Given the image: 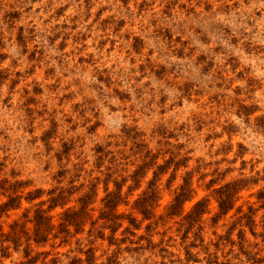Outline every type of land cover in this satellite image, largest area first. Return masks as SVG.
Segmentation results:
<instances>
[{
  "label": "rangeland",
  "instance_id": "374dc122",
  "mask_svg": "<svg viewBox=\"0 0 264 264\" xmlns=\"http://www.w3.org/2000/svg\"><path fill=\"white\" fill-rule=\"evenodd\" d=\"M35 2L0 0V97L10 98L9 101L0 100V151L6 153L0 159V180L23 183L18 189L23 196L21 206L3 215L0 219L2 231L8 232L9 225L21 217L26 208L48 200V193L54 188L69 191V202L49 212L56 227L66 208L80 207L78 199L81 196L89 193L91 203L79 231L72 226L65 238H54L57 230L54 229L46 243L31 245L29 257L24 256V246L19 249L11 246L7 256H2L0 251V264H28L30 257H37L35 264H120L117 256L125 241L129 248L139 253L135 257L137 261L144 256L140 264H264V198L260 197L264 193V139H261L264 137V84L248 80L246 74V85L235 95L215 93L221 97L219 102L212 98V92L199 96L193 89L192 95L203 105L194 114L195 119L185 117L180 109L171 116H160L156 111L151 117L130 112L129 126L138 124L149 132L148 135L138 128L112 137L109 146L101 130L95 142L104 144L103 152L95 151L92 144L82 149L77 139L69 135L67 141L73 151L62 161L56 160L43 147L33 144V139L49 127L47 120L52 113L45 118L37 113L43 103L52 102L50 85L56 75V66L50 65V60L59 61V57L54 56L57 50L51 49V36L46 37L45 30L36 22L32 10ZM77 3L78 0H68L71 7L64 5L68 11L59 16L56 13L61 6L59 0L55 3L48 0L49 20L76 23ZM92 6L93 0H83L81 5ZM141 7L145 18L130 19L121 31L142 39L144 52L147 46L156 44L160 54L153 58L154 67L170 64L179 71L183 66L172 57L179 58L181 52L201 66L208 63L198 60L202 53L209 59L218 58V66L221 61L234 66L236 53H240L239 59L245 62L264 59V18L259 12L246 11L251 7V0H143ZM153 13L158 14L155 31L150 19ZM242 16L249 17L246 23L252 28L251 32L241 27ZM109 21L104 25L109 31L118 27L119 18L109 16ZM47 31L55 34L56 28L49 25ZM164 31L181 35L188 44L185 45L183 39L169 43L161 35ZM66 35L72 33L69 31ZM79 36L77 33L73 41L68 42L70 48ZM45 38L49 39V45L43 43ZM193 44L197 46L195 51L191 47ZM153 79L160 84L165 80L173 81L175 75L168 70L162 78L153 76ZM176 83H183V80ZM41 87L47 89L44 95L33 91ZM150 91L146 86L136 87L137 96ZM151 94L153 97L159 95L158 92ZM30 97L35 98L34 104L27 103ZM233 113L242 118L243 126L231 120ZM182 119L186 120L183 131L180 128ZM197 124L203 129L197 130ZM30 128L35 129L31 136L28 134ZM165 129L174 131L176 138L161 135ZM65 135L61 125L59 139L54 136L51 141L56 152L61 151ZM208 136L210 140L206 139ZM10 148L15 150L11 159L7 155ZM22 148L23 153L17 157L15 153ZM82 151L91 160L87 168L82 162L74 163L73 158L80 159ZM45 164L48 165L46 171ZM239 179L244 180L239 183L232 207L220 215L219 189ZM185 180L190 183L189 197L171 214L173 209L169 207ZM151 181H155L157 187L153 197L148 188ZM94 186L95 193H92ZM118 189L121 201L114 213L119 218L111 225L103 218L102 199L108 192ZM35 190H41L42 195L29 202L26 196ZM141 198L148 208L149 219H143L136 208L135 202ZM4 201L6 198L0 195V203ZM198 201L203 202L201 217H188ZM48 205L47 202L44 208ZM129 217L136 219V226L130 225ZM112 227L116 228L114 234Z\"/></svg>",
  "mask_w": 264,
  "mask_h": 264
},
{
  "label": "clouds",
  "instance_id": "9594fccd",
  "mask_svg": "<svg viewBox=\"0 0 264 264\" xmlns=\"http://www.w3.org/2000/svg\"><path fill=\"white\" fill-rule=\"evenodd\" d=\"M55 2L56 0H53V3ZM59 2L61 6L56 9V13L63 16L71 5L68 4V0H59ZM142 3L143 0H93V6L85 8L81 7L83 0H78V11L74 14L76 23L71 25L49 20L48 0H36L33 4L32 10L36 15V22L41 29L45 30L46 37L51 36V49H56L54 56L59 57V61L56 58L50 60V65L56 66V75L50 85L53 90L52 102L43 103L37 113L41 118L48 117L49 112L52 113L47 120L49 127L38 138L33 139V144L38 148L43 147L50 155H54L56 160L62 161L73 151V146L67 141L69 135L77 139L82 149L87 144H92L97 152L104 151V144L95 142L96 135L101 130L109 140V146L112 137L138 128L144 135H148L149 132L138 124L129 126L130 112L151 117L153 111H156L160 116H171L175 114L176 109H180L185 117L192 116L195 119L194 114L203 105L196 96L192 95L193 89L199 96L212 92V98L219 102L221 97L216 96L215 93L235 95L239 88L246 85L247 81L244 79L246 74L248 80H257L264 84V59H249L245 62L239 59L240 53L235 54L234 58L237 62L234 66L224 61H221L218 66V58L209 59L208 55L203 53L199 55L198 60H207L208 63L201 66L199 63L191 62V58L181 52L179 58L172 57L173 61L179 60L183 66L179 71L170 64L154 67L153 58L160 54L156 44L147 46V51L144 52L145 45L142 39L121 31L130 19L139 21L145 18ZM246 11L259 12L264 18V0H251V7ZM109 16L119 18L118 27L111 31L104 27L110 23ZM248 18V16H242L244 22L241 27L251 32L252 28L246 23ZM150 19L152 30L155 31L158 14L153 13ZM46 21L49 23H45ZM49 25L56 28L55 34L47 31ZM69 31L72 35H66ZM77 33H80V36L70 48L68 42L73 41ZM161 35L165 36L169 43L183 39L184 44H188L186 38H182L179 34L173 35L171 31H164ZM43 43L49 45V39L45 38ZM191 47L195 51L197 46L193 44ZM218 48L219 46L217 50ZM32 55L35 56L36 53L33 52ZM226 64L229 66H225ZM168 70L175 75L173 81L165 80L158 84L153 79V76L162 78L163 73ZM179 80H183V83H176ZM138 86H146L151 91L137 96L136 87ZM33 91L44 95L47 89L41 87ZM151 92H158L159 95L153 97ZM0 100L9 101L10 98L5 96L0 97ZM124 101H127V105H124ZM27 103L34 104L35 98L30 97ZM230 118L237 125L243 126V120L239 115L233 113ZM136 119L139 120L140 117ZM185 122L184 119L180 121L182 131ZM61 125L66 133L65 141L61 145V151L56 152L51 141L54 136L59 139ZM196 127L197 130L203 129L200 124ZM34 131L35 129H28L29 136ZM163 134H167L170 139L176 138L175 132L168 129L162 131L161 135ZM206 139L210 140L211 136ZM180 143H183V138ZM23 151L22 148L21 152L15 155L19 157ZM14 152V149H9L7 155L10 159ZM5 155L6 153L0 151V159H3ZM73 159L74 163L82 162L84 168L91 163L83 151L80 159ZM47 168L48 165L45 164V171ZM61 171L58 169V172ZM208 179L211 181L212 177ZM122 230L121 228L120 231ZM120 252L121 254L117 256L120 264H140V261L144 259V256H140V261L135 259L139 253L134 248H129L127 241L121 245Z\"/></svg>",
  "mask_w": 264,
  "mask_h": 264
},
{
  "label": "trees",
  "instance_id": "16d2710c",
  "mask_svg": "<svg viewBox=\"0 0 264 264\" xmlns=\"http://www.w3.org/2000/svg\"><path fill=\"white\" fill-rule=\"evenodd\" d=\"M243 180L244 179H239L233 183H228L223 188L219 189L218 203L220 215L226 213L228 209L232 207L234 195L238 191L239 183L243 182ZM22 184V182L10 184L7 179L0 180V195L6 198V201L0 203V219L3 215L7 214L8 211L18 209L21 206V199L23 196L22 194H19L18 189L19 187H22ZM148 188L150 189V196L153 197L157 192L155 181H151ZM91 191L92 193H95V186ZM190 192V183L185 180L179 187V192L176 194L169 207L173 209L171 210V214L175 213L174 209L177 206L183 204L187 197H189L187 195ZM223 192H226L225 196L223 195ZM48 194L50 195L48 200H41L33 206L26 208L21 217L17 218L9 225L8 232L4 233L2 231L3 227L0 223V251L2 256L9 255L7 251L11 246L14 249H19L21 246H24V256L29 257L31 245H41L46 243L54 229H57L56 233L53 235L54 238H65L70 232V227H76V230L79 231L78 228L84 225V220L87 216V208L91 203V195L89 193L78 199V202L80 203V207L78 209L75 206L68 207L61 213L60 223L57 227L52 224V216L49 215V212L57 206H61L63 208L69 202V191L64 188H54L50 190ZM41 195V190H35L34 192H28L26 199L29 202H32ZM260 197L264 198V193H261ZM102 200L104 203V213L102 214L103 218H106V221L111 222V225H115L116 219L119 218V216L115 215L114 211L121 201L120 190L118 189L117 191L108 192ZM47 202L49 205L47 208H44ZM135 204L138 211L142 214L143 219H149L150 214L148 208L144 206V198L136 200ZM202 205V201L196 202L192 213L189 214L188 217L193 215L198 216V218L201 217L204 209H200ZM128 219L130 225L136 226L135 218L129 217ZM28 224H31V226L28 227ZM118 226L119 225L117 224L116 227ZM128 229L129 227L126 228V230ZM111 230L112 234H114L116 228L112 227ZM61 234L62 236H60ZM36 261L37 257H30L27 260L28 264H35Z\"/></svg>",
  "mask_w": 264,
  "mask_h": 264
}]
</instances>
